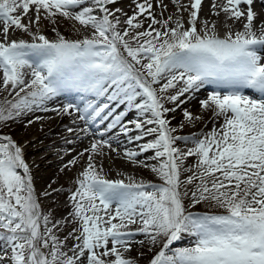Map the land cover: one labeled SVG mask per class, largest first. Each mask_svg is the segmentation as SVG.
Returning a JSON list of instances; mask_svg holds the SVG:
<instances>
[{
    "label": "snow or ice",
    "instance_id": "6c2138e0",
    "mask_svg": "<svg viewBox=\"0 0 264 264\" xmlns=\"http://www.w3.org/2000/svg\"><path fill=\"white\" fill-rule=\"evenodd\" d=\"M118 2L0 0V125L53 112L89 141L65 153L60 171L82 170L61 221L40 197L63 188L37 193L26 145L0 133V264H138L137 248L152 253L148 264H264V19L254 0H211L207 15L204 0H170L172 12L133 0L131 15L110 7ZM61 20L87 34L66 36ZM194 99L202 114L187 107ZM203 113L222 122L178 134ZM121 137L135 147L121 153ZM113 153L162 183L109 178Z\"/></svg>",
    "mask_w": 264,
    "mask_h": 264
},
{
    "label": "bare ground",
    "instance_id": "6f19581e",
    "mask_svg": "<svg viewBox=\"0 0 264 264\" xmlns=\"http://www.w3.org/2000/svg\"><path fill=\"white\" fill-rule=\"evenodd\" d=\"M119 2H121L122 4V9L125 12H128L129 15H131L132 12L130 10V6L131 4H133V0H119ZM164 2L170 4L169 12H171L170 9L174 7L171 5L170 0L168 1L164 0ZM218 2H222V0H218ZM210 3L211 0H204L203 2L204 15H207L209 13ZM117 4L111 5L110 7L115 8L117 7ZM257 6H259L262 10H264V4H261V0H254L253 9L257 13L261 14V18L264 19V12H262V10H259L258 9L259 7L257 8ZM221 19H223V16H221ZM68 22L69 21L67 20L60 21L58 26H59V30L62 33H65L66 30L71 28L70 22L69 23ZM77 27H79L78 24ZM45 30L48 35L50 34L52 35L50 31V25H48L47 22H45ZM81 32L87 34L83 30H81ZM74 96H75V92L68 93L66 94V97L61 98V101L66 102L67 99H71ZM201 98H203V95L201 96ZM50 107H52V105H50ZM187 107L191 109L194 113V111L199 109L200 106L194 99L192 100L191 103L187 105ZM177 113L179 114L178 116L176 115V117L182 116V113L180 111ZM35 115H39L43 117V119L35 122L34 127L36 128L38 126L39 128L38 129L36 128L37 130H34L32 132L34 133V137H32L30 140H25L24 142H22V140L20 141L17 139L19 138L17 134L14 135L15 136L14 138H16L18 142L20 141L19 143L26 145L25 146L26 160L30 164V167L32 169L35 188L37 193H42L51 182L56 181V179L58 178L56 176H60L67 172V171H63V172L60 171L62 164L66 162L67 159L71 158L70 156H65V153L68 152L69 149H75L76 151H79L80 149L86 147L89 141L87 139H84L83 142L76 141L73 134L67 132L66 128L68 126H72L70 123L71 120L70 117L67 116L58 117L53 112H47V113L37 112L35 113ZM134 115L135 113L130 114L129 118H132ZM64 120H66V122L63 124ZM53 122L55 126L51 127L50 129H48L47 127H46L47 129L45 128V125ZM42 124L44 126L43 129L45 130L38 131ZM80 126L83 127L82 124ZM68 139L74 140V143L71 145L66 144L65 141ZM121 140L124 141L123 146L114 145L115 147L119 148L121 153L123 152L124 147H129V148L135 147V144H127L124 137H121ZM112 155H113V160L105 162V169L106 172L109 175H111L113 178H116L115 176H119L118 173L129 174V175H134L137 173L136 172L138 169L137 165L132 167L128 166V168H124V165L126 166L127 161L122 156L117 157L115 153H113ZM61 157H63L64 159L62 160ZM140 159H144V157H140ZM54 201L55 198H52L44 203H41V205L49 206L52 203H54ZM53 206L54 207L50 208L49 211L50 210L51 211L54 210L55 212L61 211L63 210L64 207L63 205H59V206L53 205ZM184 240H186V238Z\"/></svg>",
    "mask_w": 264,
    "mask_h": 264
},
{
    "label": "rangeland",
    "instance_id": "374dc122",
    "mask_svg": "<svg viewBox=\"0 0 264 264\" xmlns=\"http://www.w3.org/2000/svg\"><path fill=\"white\" fill-rule=\"evenodd\" d=\"M181 2L187 3L188 0H181ZM166 4H169V3H166ZM131 6H133V4H131ZM117 7L122 8L121 2H119L117 4ZM258 7L259 6H257V8ZM258 9L262 10L260 7ZM170 11L171 12L175 11V9L171 8ZM262 12H264V10H262ZM64 34L70 38H79V37H82L83 35H85L81 31L79 33L73 31L72 28H69L68 30H66V32ZM50 36H51V34H50ZM3 95H6V94L0 93V97H2ZM177 112H179V111H177ZM130 114H134V113H130ZM130 114H129V116H130ZM178 114L179 113H176L177 116H178ZM196 114H202V110L200 107H199V109L194 111V115H196ZM182 119H183L182 116L176 117V120L173 121V126H176L179 122L182 121ZM65 122H66V120L63 121V124ZM221 122H222V120H213L211 118V113H203V119L202 120H199L193 124L186 125L183 129H181L179 131L178 134H180V135L196 134L197 136H199L202 133L206 134V133L210 132L213 129L214 125L218 127ZM34 125H35V123L28 125V126H25L24 122H19V121L15 122V123H10V125H0V133L10 134L13 136V138L15 137L14 135L17 134L19 137L17 139L20 141L22 140V142H24L25 140H30L32 137H34V133H32V132L39 128L37 126L36 127L37 129H36L34 127ZM41 126H40V129L38 131L45 130V129H43V127H44L43 124ZM53 126H55L54 122L45 125V128L47 127L48 129H50ZM14 139L16 140V138H14ZM37 144H39V143H37ZM188 146L191 147L192 145L189 144ZM194 163H195V157L189 158V164H194ZM128 166L132 167V166H136V165H134L132 163L130 164V162H127L126 166L124 165V168H128ZM81 170H82L81 166H77L76 168H72L71 170H68L65 174H62L60 176H56L58 178L56 179L55 183L51 182L50 184L52 185L53 188H61L62 187L63 191H61V192H59L53 196H50L48 198H44L43 196L40 197V203H44V202L48 201L49 199L55 198L54 203H52L51 205L42 206L43 210L46 213L49 212L50 208L54 207L53 205H55V206L63 205L64 206L63 210H61V211L55 212L54 210L53 211L50 210L53 217H54V220L63 221V218H65V217H68V219L71 220V217L68 216L69 212L72 211V207H71V204L69 202V196H70L71 191L75 189L76 185H75L74 181H75L78 173ZM105 171H106V169H105ZM136 172L137 173L134 175L124 174L123 177H121L119 175V176H115L116 178H113L109 174L108 175H109V178H113V179L123 178L126 180V182H127V178L129 176H131L137 181L143 180L145 182H151V183H162V180L155 173H153L149 168H144V167L138 166V169ZM195 210L196 211H214L216 209H213L206 204H201V205L197 206V208ZM75 226H76L75 224H69V225L65 226L60 232H58V235L60 236L61 239H63L65 236L68 235L69 232L72 231V228ZM67 243L70 246L74 243V241L72 239H69L67 241ZM189 244H190V240L188 238H186V240L176 242V244L174 246L175 247H181V246H187ZM140 252H143L144 255L140 256L139 255ZM69 254H71V253H69ZM131 255L138 259V264H148V260L150 259L152 253L148 252L146 248H137V250L133 251L131 253Z\"/></svg>",
    "mask_w": 264,
    "mask_h": 264
}]
</instances>
